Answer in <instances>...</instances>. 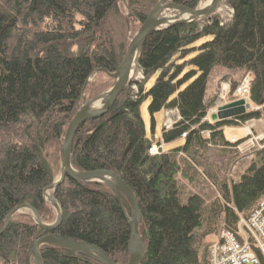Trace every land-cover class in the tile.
<instances>
[{
	"label": "trees",
	"instance_id": "trees-1",
	"mask_svg": "<svg viewBox=\"0 0 264 264\" xmlns=\"http://www.w3.org/2000/svg\"><path fill=\"white\" fill-rule=\"evenodd\" d=\"M202 1L170 0L192 10ZM158 2L0 0V229L21 206L32 207L42 224L55 221L43 191L59 175V142L83 88L94 74L83 92L86 100L111 88L109 75ZM222 5L228 10L222 24L216 13L151 33L134 81L106 116L80 126L72 142L73 170L109 171L134 194L145 243L141 264H209V238L234 232L238 218L247 219L264 201V148L231 180L227 165L206 158L211 150H233L237 143L225 138L226 128L264 116V0ZM216 67L240 73L238 82L230 81L229 101L250 76L249 109L233 120L208 123L217 91L207 97L205 92ZM147 101L151 121L160 111L179 116L161 131L163 144H179L154 155L148 150L160 141L147 137L141 117ZM51 196L62 212L54 234L94 245L115 264L128 263L131 211L123 196L119 205L104 184L68 178ZM47 234L30 211L14 213L0 235V264H25L29 245ZM40 253L44 264H98L54 247H41Z\"/></svg>",
	"mask_w": 264,
	"mask_h": 264
},
{
	"label": "water",
	"instance_id": "water-1",
	"mask_svg": "<svg viewBox=\"0 0 264 264\" xmlns=\"http://www.w3.org/2000/svg\"><path fill=\"white\" fill-rule=\"evenodd\" d=\"M222 2L223 0H210V2L203 8L197 7L192 10L174 5L170 0H159V2L151 9L147 18L141 24L136 33L130 38L125 56L115 73L109 75V78L113 80L112 87L107 92L85 102L83 92L87 83L85 84L82 95L79 99V101L83 100V104L81 107H76L75 115L68 123L64 136L59 142L60 171L58 179L43 191L44 201L56 213L55 221L49 225L42 224L37 212L32 207L21 206L13 210L7 216L0 229L1 235L14 213H17L20 210H28L31 212L36 225L41 230L48 233L47 235L34 240L29 245L25 257V264H44L40 253L41 247L44 246L58 248L76 256L79 255L87 259H92L98 264H115L104 252L94 245L74 241L67 237L54 234L60 226L62 212L51 194L49 195L48 193L52 192L56 187L62 184L65 178L82 183H102L114 194L119 205V195L124 197L131 211L130 217H126L129 227V240L127 244L129 261L127 264H141L143 262L145 257V243L139 232L142 215L134 194L117 175L109 171L100 170L83 173L73 170L70 163L72 142L80 126L87 121L103 118L114 107L119 95L132 82L136 74V66L142 48L147 37L151 33L179 24L209 20L212 15L220 10ZM98 103H101V108L97 109L96 105ZM248 109L249 107L244 106L242 101L232 102L218 109L215 115V120L216 122L233 120L244 114Z\"/></svg>",
	"mask_w": 264,
	"mask_h": 264
},
{
	"label": "built area",
	"instance_id": "built-area-1",
	"mask_svg": "<svg viewBox=\"0 0 264 264\" xmlns=\"http://www.w3.org/2000/svg\"><path fill=\"white\" fill-rule=\"evenodd\" d=\"M250 82L251 78L245 77L234 89V93L245 102L248 101ZM228 89L229 85L221 86L219 99L211 112L216 111L220 100L224 101ZM171 124L172 120L166 117L165 127L168 129ZM243 131L247 139L236 147L240 154L264 148V130L261 134L252 133V127ZM161 150V146L151 145L148 153L154 155ZM209 254V264H264V201L247 219L238 218L234 232L221 230L210 245Z\"/></svg>",
	"mask_w": 264,
	"mask_h": 264
},
{
	"label": "rangeland",
	"instance_id": "rangeland-1",
	"mask_svg": "<svg viewBox=\"0 0 264 264\" xmlns=\"http://www.w3.org/2000/svg\"><path fill=\"white\" fill-rule=\"evenodd\" d=\"M207 0H204L200 3L199 7H203ZM220 12H218V21L222 24L225 21V12L228 11L226 7L221 5L220 7ZM225 11V12H224ZM95 77V75L90 79ZM224 77H229V79L232 81L238 82L240 80V73L239 72H228L227 70H224L220 67H216L212 70L210 76L208 77L207 80V86H206V97L208 95H211V92H216L217 91V96L220 95V83H222V80ZM225 82V81H224ZM219 88V89H218ZM149 102L147 101L141 106V117L144 122V127H145V132L147 134V137L153 139L154 142H159L161 141V131L164 127V112L160 111L159 113L155 114L152 118L148 114L147 107H148ZM215 117L213 116V119ZM212 123L215 122V120L211 121ZM179 143L171 144V145H165L164 150L171 149L175 146H177ZM235 155V152L232 149H227L225 151H220V150H211L206 154V158L210 160L215 166L223 167L224 165H227L228 169V175L229 179L231 180L234 176L235 173L242 172L244 165L246 162H248V159L250 157H241L237 156L234 157L232 155ZM58 178V177H57ZM201 187H204V184L201 182L200 183ZM210 241H212L213 238H209Z\"/></svg>",
	"mask_w": 264,
	"mask_h": 264
},
{
	"label": "crops",
	"instance_id": "crops-1",
	"mask_svg": "<svg viewBox=\"0 0 264 264\" xmlns=\"http://www.w3.org/2000/svg\"><path fill=\"white\" fill-rule=\"evenodd\" d=\"M225 82H230V79L228 78L227 81H225ZM209 119L211 121L215 120V118L213 119L212 115L209 117ZM251 124H254L256 126V129L259 130L260 126H258L257 122H250L246 125L248 126ZM224 136L227 140H230L231 138L239 139V138L243 137V132H242V129H240V128H226L225 132H224Z\"/></svg>",
	"mask_w": 264,
	"mask_h": 264
},
{
	"label": "bare ground",
	"instance_id": "bare-ground-1",
	"mask_svg": "<svg viewBox=\"0 0 264 264\" xmlns=\"http://www.w3.org/2000/svg\"><path fill=\"white\" fill-rule=\"evenodd\" d=\"M210 2V0H207V2L205 3V5L206 4H208ZM204 5V6H205ZM203 6V7H204ZM202 7V8H203ZM132 81H134V78H133V80ZM223 102L220 100L219 102H218V106H220L221 104H222ZM101 103H98L97 105H96V108L98 109V108H101ZM210 111H211V108L208 110V112H207V116H206V118L204 119V122H208L209 123V121H208V119H209V113H210ZM167 114V118L169 117V118H172V119H178L179 118V116H178V114H177V112L176 111H173V110H167V111H164V114ZM247 138V137H246ZM243 140H246L245 138L243 139ZM165 145V144H164ZM49 195H50V192L48 193ZM90 260H92V259H90ZM94 261V260H93Z\"/></svg>",
	"mask_w": 264,
	"mask_h": 264
}]
</instances>
